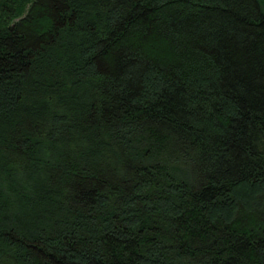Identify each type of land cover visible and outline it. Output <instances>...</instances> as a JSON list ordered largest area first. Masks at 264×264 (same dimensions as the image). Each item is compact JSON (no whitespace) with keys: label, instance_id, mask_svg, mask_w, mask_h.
Segmentation results:
<instances>
[{"label":"trees","instance_id":"16d2710c","mask_svg":"<svg viewBox=\"0 0 264 264\" xmlns=\"http://www.w3.org/2000/svg\"><path fill=\"white\" fill-rule=\"evenodd\" d=\"M0 264H264V0H0Z\"/></svg>","mask_w":264,"mask_h":264}]
</instances>
